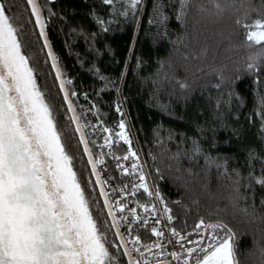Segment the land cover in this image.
Instances as JSON below:
<instances>
[{"label": "trees", "instance_id": "1", "mask_svg": "<svg viewBox=\"0 0 264 264\" xmlns=\"http://www.w3.org/2000/svg\"><path fill=\"white\" fill-rule=\"evenodd\" d=\"M0 3L20 29L105 244L125 264L27 0ZM39 3L80 124L85 104L112 130L125 113L176 231L191 235L201 220L223 223L235 236L238 264H264V185L256 182L264 178V62L248 68L250 57L264 53V42L247 41L243 26L264 21V0H231L232 9L219 17L210 0H189L183 10L180 0H141L135 10L123 0Z\"/></svg>", "mask_w": 264, "mask_h": 264}, {"label": "snow or ice", "instance_id": "2", "mask_svg": "<svg viewBox=\"0 0 264 264\" xmlns=\"http://www.w3.org/2000/svg\"><path fill=\"white\" fill-rule=\"evenodd\" d=\"M113 2L114 0H104L109 5ZM123 2L135 10L141 0ZM210 2L217 17L233 7L231 0H224L223 3L220 0ZM188 3L189 0H180L181 9L186 8ZM27 4L31 7V15L35 18L41 37L45 38V47H48L41 8L37 0H27ZM236 23L240 24V21L237 20ZM243 26L249 29L247 41L257 45L264 42V21L257 19L252 25ZM19 31V27L6 14L4 4L0 3V264H119V258L106 246V238L90 211L85 190L73 170L62 136L57 131L52 108L38 88L35 70L30 66V58L24 53ZM49 56H52L51 52ZM52 59L53 67L56 68L55 58ZM249 59L253 61L248 64L251 70L264 62V53L255 60L252 57ZM56 70L59 79V69ZM65 100L67 101V94ZM260 102L264 105V98ZM68 108L69 111L73 110L71 102H68ZM260 115L264 118V108ZM119 127L122 130L120 138L127 143V135L123 132L124 123L121 122ZM76 130L81 133L80 142L85 145V152L90 154L81 126ZM103 131L107 132L109 129L104 128ZM109 139L105 140L108 146ZM194 151H199L198 146H194ZM131 155L135 156V153ZM128 158L129 156L123 157ZM97 163L102 161L93 163V174ZM136 167V164L132 165L133 170ZM123 171L128 172V169ZM139 179L141 183L137 187L149 192L147 185L143 183L145 177L141 175ZM97 182H100L99 176ZM256 182L264 185V178ZM101 195L105 197L104 205L112 218V226L116 227L119 221L103 188ZM149 195L160 199L158 191L149 192ZM116 205L120 212L126 207L120 201ZM141 207H144L146 213L150 212L147 206ZM168 213L170 209L165 206L164 214L171 223L173 217ZM130 215L133 219L129 224L137 222V219L143 225L149 223L147 218H138L135 209L130 211ZM121 219L126 220L127 217L122 216ZM155 222L158 224L160 220ZM201 228L213 230L209 234L211 243L207 246L202 244V233L201 240L189 241L195 247L185 249V252L188 257L196 254L194 264H238L235 236L227 225H205L201 220L196 229ZM216 229L226 231V236H219L214 231ZM170 231L177 238L176 243L184 248L181 242L187 240V237L182 236L175 228ZM151 232L158 238L165 235L155 226L151 228ZM117 237L122 243L113 247L124 249L123 254L128 257V264H152L144 258L145 253L140 247L128 249L129 241L125 240L118 227ZM130 242L140 245L138 236ZM142 247L151 252L152 248L163 250L167 245L158 240L151 246ZM133 251L139 254V259L132 256ZM168 255L181 264H189V260L183 259L176 251ZM156 264L164 262L156 261Z\"/></svg>", "mask_w": 264, "mask_h": 264}, {"label": "built area", "instance_id": "3", "mask_svg": "<svg viewBox=\"0 0 264 264\" xmlns=\"http://www.w3.org/2000/svg\"><path fill=\"white\" fill-rule=\"evenodd\" d=\"M124 113V109L122 108ZM81 113L85 116V121L81 125L83 133L87 134L91 143L92 150L95 154V161L101 160L102 163H97L95 166L99 167L103 171V176L106 182V194L108 200L111 202L112 211L115 213L120 232L123 234L125 240L129 241L127 244L128 249H134L135 247H140L141 251L145 253V259L156 264V261H162L164 264H181L180 261L173 260L168 253L176 251L182 255L183 259H188L189 264H194V257H188L185 249L195 247L194 244L189 241L201 240V233L203 234L204 228L195 229L191 235H186L187 240L182 241L184 248H181L179 244L176 243L177 238L171 235V229L175 228L173 221L169 223L167 216L164 214L165 201L161 194L160 199H157L153 195H149V192L155 193L157 190L154 189L150 177L148 175L144 160L130 128L127 117L124 113V119L121 121L124 123L125 128L123 132L127 135L128 142L125 143L124 140L120 138L121 129L119 123L114 130L106 127L103 122L98 118L94 108L91 104H85L81 108ZM104 128L109 129V131H103ZM106 138L109 139V145L105 144ZM131 153H135L132 156ZM124 156H129L128 159H123ZM94 161V162H95ZM136 164L135 170L132 169V165ZM118 165L122 167H118ZM128 169V172H124L123 169ZM143 175L145 183L149 189V192H145L143 188H138L137 186L141 183L139 177ZM120 201L122 204L126 205L123 212H120L117 208L116 202ZM163 201V203H161ZM147 206L150 212L146 213L144 207ZM153 206L155 208L153 209ZM132 209L136 210L138 218H147L149 221L148 225H143L140 219L137 222L129 224L133 218L130 215ZM169 214V213H168ZM127 217L126 220H122L121 217ZM159 219L160 223L155 221ZM155 226L158 230H162L165 235L163 238H158L154 236L151 232V228ZM213 230L208 229L204 239V246L211 243L209 239V234ZM219 236L224 237L223 230H214ZM139 237L140 245H133L130 241ZM183 236V235H182ZM159 240L160 243L167 245L163 250L158 248H152L151 252L147 251L144 245L151 246ZM171 241V243H169ZM160 253V255H156ZM132 256L139 259V254L135 251L132 252Z\"/></svg>", "mask_w": 264, "mask_h": 264}, {"label": "water", "instance_id": "4", "mask_svg": "<svg viewBox=\"0 0 264 264\" xmlns=\"http://www.w3.org/2000/svg\"><path fill=\"white\" fill-rule=\"evenodd\" d=\"M37 3H38V5L40 6V8H41V5H40V3H39V0H37ZM29 8H30V10H31V7L29 6ZM41 14H42V18L44 19V14H43V10H42V8H41ZM34 18V17H33ZM34 20H35V18H34ZM44 21V20H43ZM44 26H45V24H44ZM37 29H38V31H39V34H40V29H39V27H37ZM44 31H45V35H46V39H47V44H48V47H45V38L44 37H41V35H40V37H41V39H42V41H43V44H44V47H45V49H46V52H47V55H48V57H49V61H50V64H51V66L53 67V59H52V57H54V55H53V52H52V50H51V48H50V45H49V42H48V38H47V34H46V27L44 28ZM49 52H51V54H52V56L50 57L49 56ZM55 63H56V61H55ZM58 68V66H57V63H56V68H54L53 67V70H54V72H55V75H56V78H57V69ZM57 81H58V84H59V86H60V89H61V84H63V90H61L62 91V94H63V96H64V98H65V94H67V101H66V104H67V107H68V102H71V100H70V97H69V94H68V92H67V89H66V86H65V83H64V80H63V78H62V76H61V74H60V72H59V79L57 78ZM71 105H72V103H71ZM72 111H69L70 112V116H71V118H72V120H73V123H74V126H75V128L77 129V127L78 126H81V124H80V122H79V120H78V116H77V114H76V112H75V109H74V107H73V105H72ZM68 110H69V108H68ZM82 128V127H81ZM78 132V131H77ZM82 132H83V130H82ZM78 135H79V137L81 136V133L80 132H78ZM83 135H84V133H83ZM84 138H85V136H84ZM86 140V139H85ZM83 144V143H82ZM87 147H88V144H87ZM83 148H84V151H85V145L83 144ZM88 149H89V147H88ZM90 150V149H89ZM85 154H86V157H87V160H88V164H89V166H90V168H91V171H92V174H93V163H94V160H93V158H92V154H91V151H90V154L89 153H86L85 152ZM90 160L92 161V163H90ZM97 176H99V174H98V172H97V168H96V166H95V174H93V177H94V179H95V181H96V184H97V186H98V189H99V192H100V195H101V188H103V191H104V193H106L105 192V190H104V187H103V185H102V181H101V179H100V176H99V179H100V182L98 183L97 182ZM101 198H102V200H103V202L105 201V197L103 196V195H101ZM106 208V207H105ZM106 210H107V213H108V208H106ZM109 216V215H108ZM109 218H110V221H111V224L113 223L112 222V218L109 216ZM117 227H118V225L116 226V227H113L114 228V231H115V233H116V236H117ZM119 228V227H118ZM207 230L208 229H205L204 228V231H203V240H202V244L204 243V239H205V235H206V232H207ZM119 232H120V230H119ZM121 233V232H120ZM117 239H118V237H117ZM118 241H119V244H121L122 243V241L120 240V239H118ZM122 249V252L124 253V249L123 248H121ZM124 255V254H123ZM125 258H126V262H127V264H128V257H126L125 256Z\"/></svg>", "mask_w": 264, "mask_h": 264}, {"label": "flooded vegetation", "instance_id": "5", "mask_svg": "<svg viewBox=\"0 0 264 264\" xmlns=\"http://www.w3.org/2000/svg\"><path fill=\"white\" fill-rule=\"evenodd\" d=\"M123 257H124V260H125V262H126V258H125L124 255H123ZM121 264H124L122 259H121ZM125 264H127V262H126Z\"/></svg>", "mask_w": 264, "mask_h": 264}]
</instances>
